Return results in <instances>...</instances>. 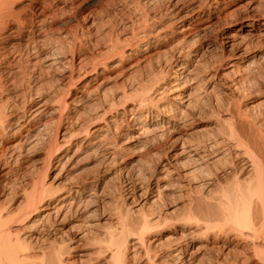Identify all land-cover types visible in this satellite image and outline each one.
<instances>
[{
  "label": "rangeland",
  "instance_id": "374dc122",
  "mask_svg": "<svg viewBox=\"0 0 264 264\" xmlns=\"http://www.w3.org/2000/svg\"><path fill=\"white\" fill-rule=\"evenodd\" d=\"M18 1L15 3L16 5H13L14 8L12 9H14L15 12H19L21 16L25 18L30 16L28 4L32 3V7L37 6L36 8L43 4V0H33L31 2L30 0ZM49 1H52V10L59 8L58 6L61 8L64 7L63 9L67 11L64 18L68 17L67 19H70L66 29L65 27L61 28L58 23L62 20L60 12H57V19L54 22H48V26L54 28V31L50 32L52 38H56L58 42H60V40L64 42V39L68 37L65 40L66 42H64L65 45H63L66 47H64L65 49L63 50L66 58H64L63 61L67 60V63L63 64L65 67L62 66V62H58L49 69H47L48 66L44 67V63V65L42 63H37L35 67L34 64L31 63L33 62L31 60H34L32 55H27L25 51L23 46L24 42L13 39V37L10 39L3 35L4 37L0 38V51H3L2 47L5 46L7 42H11L10 47L8 46L4 49L5 52L11 51V53L9 52L10 55L5 63H0V97L4 98V95L9 96L11 99H8L10 104H13L14 101L15 103L21 102L22 104L19 103L20 106H27V108L41 102V100H46V102L50 101L48 102L47 109H51L56 107L55 99L57 96L59 97V94H66L67 90L70 89L66 97L69 103H67L65 112L63 113L60 126L67 130L81 124L83 112L85 114L90 111V113H95L94 111H96L97 108V111H100L103 106L106 107V104L112 103L114 98L115 100L113 102H115L114 105L116 108L112 107L113 110H110L109 107H106L107 110L109 109L106 116L110 118L107 120L109 122L106 121L107 123H104V121L100 123L106 128V131L102 133L107 136L101 133V139L103 138V141L99 139L98 136L91 135L89 137L90 140L88 139L89 141H86L88 145L82 143L79 147H76V149L74 145H60V149L62 147L69 148H67L68 151L66 153L68 159L66 160V158H63L61 161L63 164L59 162L60 160L57 161L55 158L48 159L46 156L47 143L54 138L52 134H54L55 125L51 119H55L56 114L49 113L48 115L45 113L43 114L44 116L41 115L42 119H47L48 122H50L49 124L47 123L48 125H46L45 131L43 130L40 132V138L38 137L40 141L37 142V144L35 143V145H27L29 141L23 142L19 135L12 137V134L9 133L10 135L6 142L8 144L18 142V148L14 149L8 164L6 163L7 165H4L6 168L8 167L10 169V176L7 179L3 177L0 178V208L4 210L3 213L12 214L11 212L17 210L16 208L19 207L18 205L24 202V193L30 189L33 181H42L44 186L47 189L50 187L51 190L49 191H52L53 188H61L68 182H73L72 179L75 174H80L82 172V175H95L99 173V194L95 196L97 201H92L93 204L91 203L88 206L89 209L86 207V209L81 211L82 213H76L75 216L77 217L72 216L65 224L59 225L60 228L62 226L64 227L62 232L65 231L64 233H70H68L69 235L66 234L64 237L75 238L73 239L75 241L79 239L80 242L88 244H91L89 241L92 243L98 242L99 236L105 237L107 230H109L107 232H111L110 230L112 227H118L116 225V219L112 216V213L117 211H120L123 215L126 213L127 219L130 221H137L145 216L153 214V216L161 215L168 223L175 220L178 216H181L185 204L187 206L190 199L197 201L199 225L202 227V224H204L207 218L210 219L212 216L214 218V216H216L214 212H219L217 211L218 209H216V203H218L220 190L216 188V186H209L207 188L206 186H202V183L206 181L204 178L207 176H205L206 174L198 173V175H195L197 179H195L196 183L194 184L197 186L196 190L198 192L191 193L188 179L182 174L185 170L192 168L194 165L189 162V154L186 151L189 150V146L196 144V142H205L204 144H206L215 140H219V142L224 141L225 144L230 146V151L232 153L229 155L226 154L227 156H225L227 158L225 157V160H234L235 162L238 157L242 159L241 152H243V147L239 148L240 143L234 142L231 138L230 140L227 134L222 133V131H224L223 129H225L222 127V124L231 122L233 119H241L240 123L244 124L246 119H252V122H255L254 124L259 126L264 132V30H262V26H260V22L264 18H258L264 15V0H185L186 3L183 11L188 12L190 8H197V14H199L201 18L197 17L194 22V27L196 28L194 31L197 32L193 34L198 35L197 38L196 36H192V38L189 39L190 41L184 44L185 46L183 45L184 48L182 46L180 48L177 47L179 48L177 50L174 44L178 42V39L175 40L176 37L172 34L170 29L172 27L176 29V23H172V20L179 16V14L169 5L171 3L170 0L169 2L168 0H156L154 2L144 3L145 6L142 3L144 0H102L90 6L91 8H82L78 6L80 0ZM45 2H48V0ZM144 11L149 16L155 14L156 20H149V22L147 21L148 23L146 22V25L142 21V18L144 19V15H146ZM161 13H163L162 17L159 15ZM84 15L86 17H84ZM139 15L143 17L141 18ZM157 16H159V18ZM250 16L257 17L259 23L257 22L255 24V28L248 30L249 27L246 26L251 23V20L247 18ZM93 21L95 23L88 26L90 22ZM137 22L140 23V25L138 23L139 26ZM168 24L170 25L168 26ZM11 27L12 25H8L7 30ZM167 27H170V29ZM154 28H160V35L166 32L167 36L159 37L158 40H155V37L153 38V36L150 35V44L146 50H142V48L146 46V38L138 42L139 47L136 46L135 40L137 41V39L131 38V34L135 33V35L138 36L139 34L140 36L142 32H147L146 30H148V32L153 31L155 30ZM134 29H138V32ZM62 33L63 35H67L63 40L62 38H57L59 35H62ZM171 34L172 37L169 36ZM72 37H76L77 39L76 47L72 45ZM109 40L111 43L118 42V46L122 44L123 49H125L127 53L129 50L133 49L131 53L125 55L122 60L119 58V55H115L113 58L111 57V59L109 58L106 62L110 65H116L113 67L108 66L106 69L107 71L104 72L106 76L109 75V78L106 79L105 77V85L103 82L102 89L96 88L97 90L91 92L90 97L84 102H87V106L83 101L82 107L81 105L75 106L76 103L71 100L74 98L75 94L76 96L79 95L81 82L86 76L82 65L88 62L89 58L98 56L101 51L109 47L111 44ZM159 42L162 44L161 49L165 52L163 51L162 54L160 53V56L156 55L157 57L153 55L148 61L144 57V54H146L144 52L152 49L151 46ZM69 45L72 46L70 47ZM179 50L182 52L178 56ZM185 53H188V55H185ZM72 54L74 56V61H76L71 67L70 56ZM19 55H21V58ZM176 57L177 59H175ZM177 61L178 63L180 61L185 64L188 70L182 74L185 76L184 79L181 80H178L179 77L174 76L172 74L173 72H171L172 70H170V67L178 64ZM33 66L35 70H31V68L34 69ZM4 67L6 68L5 71ZM109 68L110 70H108ZM71 70V75L77 80L74 86L68 88L67 81ZM6 71H11V75L9 73L10 76H7L8 74L5 73ZM82 73L83 75H81ZM79 75L82 76V78L79 79ZM159 75L163 77L165 75V78ZM158 76L160 77V81L157 85L152 87V93L150 94L151 99L148 101V107L145 109H150L151 115L148 114L145 115L146 117L140 118L141 121H138V123L144 122L146 125L151 124L156 126V122H160V115L157 116V118L153 117L156 114L157 107H166L168 104L170 105V103L172 104V109H174V107L183 109L184 118L180 119V124L175 133L174 131L172 133H166L164 127L159 129V127L153 126L147 129L148 133H144L139 137L137 136V138V132L133 129L134 122L130 121L131 111L127 110L130 108L131 105L129 104L132 100L128 101L129 103L123 106L119 100L117 101L118 103L116 102L115 96H117L121 90H131L133 88L135 89L137 86L140 87L141 82L146 85L152 84L155 78H159ZM191 78L193 79L191 80ZM182 81H187L185 89L189 90L194 95H191V98L188 99L189 103L186 101L184 105L178 103L180 98L173 97L176 93L178 94L181 90H184H179L180 86L178 84L181 85ZM234 82L236 85H234ZM173 87L178 89L174 88L173 90ZM171 88L172 91L165 93L166 90H171ZM12 91L14 93L16 92V94L14 95ZM29 95H34L32 96L33 100H31L30 103L28 102L29 104L26 102L24 105L23 102H25V99ZM103 97L108 100H104ZM111 98H113V100ZM12 99L15 100L12 101ZM184 99H186V97H184ZM197 100L198 102H196ZM100 105L101 107H99ZM75 107L78 111L80 109L79 113L81 112V117H77L78 111L75 112ZM81 108H85V110L82 112L83 109ZM94 108L95 110H93ZM166 108H168V106ZM123 110H125V112ZM237 113L240 115L238 116ZM234 115H236L237 118H233L232 116ZM7 117L10 118L11 116L9 117L8 115ZM148 120L153 121L149 123L150 121ZM150 128L155 130L151 132ZM76 138L77 139L73 140V142H77L78 139H80V137ZM96 139L102 141L101 144L100 141H96ZM60 140L59 138V143ZM81 141L82 139L78 142L80 143ZM109 144L115 149L113 150L114 154H112L114 157H111V153L107 152L106 148L109 147ZM29 145L32 146L29 147ZM103 145L105 148H103ZM236 146H239V149ZM104 151H106V153ZM239 152L240 154H238ZM235 153L237 156H240L234 159L233 156H235ZM211 161L210 159L205 161V164H208L205 166L206 173H213L218 168L213 166ZM180 175H182V178L179 177ZM244 176L245 175H242L241 178ZM183 178H186L187 181ZM226 182L227 181H224L222 184L225 185ZM164 185L167 186V189H162ZM231 191V188L227 189V192ZM207 193H212L211 195L216 197V199L211 201L210 198L208 199ZM94 209H96L95 214L93 211ZM96 214L98 215L95 216ZM80 222H83L82 226ZM83 224H88V226H83ZM229 224L232 225L233 223L230 222ZM57 226L58 225H56V227ZM13 227L15 228V226ZM90 229H92V231H89ZM215 230L217 232L215 231V234L209 233L208 237L207 235L200 234L198 239V246L200 249L197 252L201 251L202 253H200L199 256L205 254V256H212V258L222 262L224 261L227 264H234V261H240L242 258L240 254L243 253V246L241 245L243 243L240 239V233L236 230H226V232L223 231L224 233L220 230L219 232L217 229ZM84 231L86 234L88 231V234L84 235ZM93 231L98 232L96 233L98 236H96ZM168 232V227H166V229L161 232V235L156 236L157 241H162L161 238ZM243 234H247V232ZM92 235H94L93 238L96 240L92 238L94 240L92 241L90 237ZM85 236H87V238L89 237L90 240ZM60 238L58 239L59 241ZM73 240L68 244H74L73 242L75 241ZM157 241L155 243H158ZM132 243L133 240L130 241V249L127 251L130 263L138 257L137 253L140 252V256L143 250L138 247H135V249L132 248ZM247 243L249 244V241ZM257 244L258 246L261 245L260 247L263 246V243ZM87 246L92 248L93 245ZM86 249L87 247L80 249V253L94 250L93 248L89 250ZM217 251H219V253ZM135 253L136 255L134 256ZM72 256V260H75L77 264H84V261H77V254ZM211 264L217 263L213 260ZM246 264H264V262L260 258L255 257Z\"/></svg>",
  "mask_w": 264,
  "mask_h": 264
},
{
  "label": "bare ground",
  "instance_id": "6f19581e",
  "mask_svg": "<svg viewBox=\"0 0 264 264\" xmlns=\"http://www.w3.org/2000/svg\"><path fill=\"white\" fill-rule=\"evenodd\" d=\"M17 1L18 0H0V38L1 37L3 38L4 37L3 35H5V37H8L10 39L13 37V39L23 41L24 42L23 46L25 48L27 55L28 54L32 55L34 59V60H31L33 62L31 61L30 62L33 63L35 67L37 63H42V64L44 63L45 64L44 67L48 66L47 69H49L51 66L52 67L53 65L55 66V64H57L58 62H62V66H64L63 64L67 63V60L63 61L65 58L64 56L65 52L63 50L66 48L63 45H65L64 42H66L65 40L68 37L67 35H63V33L62 35H59L57 37V38H62V40L67 37L66 39H64V42H62L60 39H59L60 42H58L56 38H52L50 35V32L54 31L53 30L54 28L52 26H48V22H51V23L54 22L57 19L56 18L57 12H60V16L62 20L60 21L58 20L59 21L58 23L61 28L65 27L66 29L70 21V19H67L68 17L64 18L67 11L63 9L64 7L61 8L60 6H58L59 8L52 10V5H51L52 1L50 2L48 0V2H45L46 0H43L42 1L43 4H41L38 8H36L37 6L32 7L31 5L32 3L28 4V8L30 10L29 11L30 16L28 18L27 17L25 18V17H22L19 12H15L14 9H12L14 8L13 5ZM31 1L33 0H30V2ZM99 1L101 2L102 0H80V3L78 4V6H81L82 8H87V7H90L92 5L99 3ZM154 1L156 0H144V2L142 3L144 4V3L154 2ZM170 1L171 3L169 5L179 14V16L175 17L172 20V23H176V29L173 27L171 29L170 27H167L171 30L172 34H174V36L176 37L175 40L178 39V42H177L178 44L177 43L174 44L176 46L174 47L177 50L181 46L183 47L184 44L188 43L190 41L189 39L192 38V36H196L197 38L198 35L193 34L194 32H197V31H194V29H196L194 27V22L197 19V17L201 18V16L197 14V10H196L197 8L196 9L190 8L188 12L187 11L184 12L183 9L185 8V3H186L185 0H170ZM144 13L146 14L145 11ZM162 14L163 13L159 15H161L162 17ZM154 15L149 16L148 14H146L144 15L145 16L144 19L142 18L143 16L142 17L140 15L139 16L142 18V21L147 25L149 20H154V19L156 20L155 18L156 16ZM84 17L86 16L84 15ZM157 17L159 18V16ZM258 18L263 19L264 15H261ZM247 19L251 20V23L247 24L248 26H246V27H249L248 30L255 28V24L259 21V19H257V17L255 16H250ZM139 22H137V25ZM94 23H95L94 21L90 22L88 26ZM260 23H261L260 26H262L261 29L264 30V19ZM8 25H12L10 29L8 28L9 30H7ZM169 25L170 24H168V26ZM159 30L160 28L155 29L153 31H149V32L148 30H146L147 32H144V33L142 32V35L140 36L139 34L137 36L135 35V33H132L131 38L137 39V41L135 40L136 46H138V42L141 39L146 38L145 40L146 46L142 48V50H146L150 44V39H149L150 35H152L153 38L155 37V40L156 39L158 40L159 37L167 36L166 32L163 35H160ZM242 31H243V28H242ZM172 34L169 36L172 37ZM71 41H72L73 47H76V44H77L76 37H72ZM68 42L71 43L70 41ZM113 43H111L110 46L108 44L109 47L105 48L104 51H101L102 53L99 51L100 56L99 55L94 56V57L92 56L91 58H89L88 62L86 63L84 62L85 64L82 65V67H84V74L86 76L84 80H82L81 82L79 95L76 96L75 94L74 98L71 100L74 103H76L75 106L81 105L82 107V101L84 103L86 99L90 97L91 92H94L93 90H97L96 88L102 89L103 87L102 83L104 82L105 77L106 79L109 78L108 77L109 75L106 76L105 75L106 73L104 72L107 71L106 69L108 66L113 67L116 65V64L115 65L108 64L106 61L109 58L111 59V57L113 58V56L119 55L120 56L119 58L122 60V58H124L125 55H129L131 53V50L133 49L132 48L127 53L125 49H123L122 44L121 46H118V42H116L117 44L116 43L113 44ZM10 45H11V42H7L6 45L2 47L3 51H0V63L1 62L5 63L6 60L8 59V56L10 55L11 51L5 52L4 49L7 48L8 46L10 47ZM151 47L152 49H149L146 52H144L146 53L144 54V57L148 61L149 59H151L150 57H152L153 55L160 56L162 52L164 51L161 49L162 47L161 42L157 44L155 43ZM178 52H179L178 54L179 56L182 51L179 50ZM188 53L187 54L185 53V55H188ZM22 54H23V51H22ZM20 56L21 55H19V57ZM175 59H177V57ZM75 61H74V56L72 54L70 56V64H71L70 66L71 67L73 64H75ZM77 62L79 63L78 60ZM170 68H171L170 70H172L171 72H173L172 74L176 77H179L178 80L184 79L185 75H182V74H184L185 71H188L186 69V65L181 63L180 61L178 64H175V66H172ZM5 70L6 68L4 67V71ZM31 70H35V68L34 69L31 68ZM108 70H110V68ZM10 72L11 71H6L5 73L8 74L7 76H10L11 75ZM71 74H72V70L69 72L70 76L67 81L68 88H70L71 86H74L75 81L77 80V79L75 80L73 75ZM81 75H83V73ZM80 78H82V76L79 75V79ZM163 78H165V75ZM192 79L193 78H191V80ZM159 81H160V77L155 78V81L154 82L152 81L153 82L152 84L146 85V84H142L143 82H141L140 87L137 86L135 89L133 88L131 90H125V89L121 90L117 94V96H115L116 102L119 100V102L122 103L123 106H125L126 103H129L128 101L132 100V102H130L129 104L131 106L127 110L131 111L130 121L134 122V126H133L134 128L133 127L132 128L135 129V131L137 132L136 137L142 136L144 133L145 134L148 133L147 129L149 127L154 126L151 124L146 125L144 124V122L138 123V121H141L140 118L144 117L145 115H148V114L151 115V110L150 109L148 110V108L147 110L145 109L146 107H148L147 106L148 101L151 99L150 94L152 93L151 92L152 87L154 85H157ZM186 82L182 81L181 85L178 84L180 86L179 90L180 89H184V90H181V92H179L178 94L176 93V95L173 96L175 98H180L178 103L179 104L182 103L183 105L186 101L188 102L189 101L188 99L191 98V95H193V93L185 89L186 87L185 84H187ZM104 85H105V82H104ZM234 85H236V83ZM174 88L176 87H173V90ZM69 90L70 89L67 90V93H69ZM169 91H172V88L171 90H166L165 93L166 92L169 93ZM67 93L59 94V97L58 96L57 98L55 97L56 103L55 102L53 103H55L56 107H53L51 109H47L48 102L50 101L46 102V100L45 101L41 100V102L27 108V106L26 107L23 105L20 106L19 103L21 102L15 103L14 101L15 99L14 100L12 99L14 103L10 104L8 100L10 99L9 96L4 95V98L0 97L1 98L0 100V178L3 177L4 179H7L10 176V172H11L10 169L8 167L6 168V166L4 165L6 163L8 164V161L10 160L14 149L18 148V145H17L18 142L12 143V144H8L6 142V140L8 139V136L10 135L9 133L12 134V137L19 135L21 137V140H23V142L29 141L27 145L28 144L35 145V143L37 144V142L40 141L39 140L40 138L39 135H41L40 132L43 130L45 131L46 125H48L50 122V121L48 122L47 119L41 118V115L45 113H47L48 115L49 113L56 114L55 119H51L54 122L55 128H54V134H52L54 135V138L53 139L51 138L52 140H50L47 143L46 156L48 157V159L55 158L57 161L60 160L59 161L60 163L63 160V158H66V160L68 159L67 158L68 155H66L68 151L67 150L68 147L67 148L62 147L60 149L59 147H61L60 145L62 144L63 145L66 144V146L74 145L76 149V147H79L82 143L85 144L86 141H89L90 140L89 137L91 135L98 136L99 139H101L102 134H104L102 132L106 131V128H104V125L102 126L100 123L104 121H105L104 123L109 122L107 120H109L110 117L108 118V116L106 115L109 109L113 110V108H116L114 105L115 102H113L115 98L114 100L113 98H111L113 100L112 103L110 102V104H106L107 105L106 107L107 108L109 107L108 110L106 107L103 106V108H101L100 111H97L98 109L97 108L96 111H94L95 113H90L91 112L90 111V112H86L87 114H85L83 112L85 108L84 109L81 108L83 109L82 110L83 117L81 118L82 119L81 124L76 125L70 128L69 130H67V129H63L60 127L63 113L65 112L67 103H69L66 99ZM15 94L16 92L14 93V95ZM32 96L34 95H29L25 99V102H23L24 105L26 102L30 103L31 100H33ZM184 97H186V99H184ZM105 99L108 100L107 98H104V100ZM196 102H198V100ZM86 103L84 104L86 105ZM167 106L168 108H166ZM167 106L166 107L158 106L156 110V114L153 117L157 118V116L160 115L159 117L160 122L158 123L156 122V126L159 127V129L160 128L162 129L164 127V130L166 131V133H172L173 131L175 133V131L177 132L176 129L180 124V119L184 118V114L182 112L183 109L177 108V107H174V109H172L171 103L170 105L168 104ZM99 107H101V105ZM93 110H95V108ZM76 111H78V109L76 110V107H75V112ZM79 111H78L77 117H81V114H80L81 112L79 113ZM123 111L125 112V110ZM8 115L9 117L10 116L11 117L8 118L7 117ZM239 115L240 114H238V116ZM232 117L234 118L236 117V115ZM7 119H10V120H7ZM148 121H150L149 123L152 122L151 120H148ZM240 122H241V119H233V121L231 122L223 123L222 127H224L225 129H223L224 131H222V133L227 134L229 139L230 138L233 139L234 142L236 141L237 143H240L239 144L240 147L239 146L238 147L239 148L243 147V152H241L242 159L241 157L240 158L238 157L240 155L237 156L236 154L237 152H236L235 156H233L234 159L238 157L235 162L234 160L226 161L225 160L227 158L226 154L228 155L232 154L230 151L231 148L230 146L225 144L224 141L219 142V140L218 141L215 140L213 142L210 141V143H206V144H204L205 142L203 143L201 141L200 142L202 144L199 142H196V144L189 146V150L186 151L189 154L188 156L189 162L193 163L194 165L192 166V168L185 170L184 173L182 174L184 177L188 179V183L190 185L189 190H191V193L198 192L196 190L197 186L194 185L196 183L195 179H197L195 175L196 174L198 175V173H203V174H206L205 176H207L206 178H204L206 181L202 183V186H206V188L209 186H216V188H219L220 190V196L218 198V203H216L217 208L215 207L216 209H218L217 211L219 212L215 211L214 213H216V216H214V218L212 216V218L210 217V219L207 218L205 222L203 221L204 224H202V227H200L201 225H199L200 223H199V218L197 214L198 213L197 212L198 211L197 201L189 198L190 199V202H188L189 205L187 204L186 206L185 204L184 211L181 214V216H178L175 220L170 221L168 223L166 222L165 219H163L161 215L153 216V214L150 216H145L137 221H130L127 219L126 213L125 215H123L120 213V211H117L115 213H112V216L114 219H116V225L118 227H114V228L112 227V229L110 230L111 232H107L109 231L107 230L105 237H100V236L98 237L99 239L98 242L92 243L89 241V243L91 244H88V243L80 242L79 239L75 241L73 240L75 238L64 237L69 232L68 233H64L65 231L62 232V229L64 227L62 226L60 228L59 225L65 224L69 220V218H71L72 216L77 217L75 216V214L78 212L80 213L81 211L86 209V207H88L92 203V201L95 202L96 200L95 196L99 194V173L95 175H89V174L82 175L81 174L82 172H81L80 174H75L74 178L72 179L73 182H70V183L68 182L66 185H63L61 188H56V189L53 188L52 191H49L51 190L50 187L47 189L44 186L42 181H33L30 189H28V191L26 192L24 191L25 192L24 202L18 205L19 207L16 208L17 209L16 211L11 212L12 214L10 213L4 214L3 213L4 210L0 208V264H77L75 260H72V257H73L72 255H75V254L78 255L77 261L79 262L84 261V264H211L213 260H215L217 264H227L224 261L222 262V261L212 258V256H205V254H201V256H199V254L202 252L201 251L197 252L200 249L198 246V239H199L200 234H204L205 236L207 235L208 237L209 233H214L216 231L215 229H217L218 232L220 230L222 233L226 232V230L228 231L236 230L238 231V233H240L239 234L241 237L240 239L242 243L244 244V245L241 244L243 246L244 254L241 253L240 254L242 255L241 260L234 261L233 262L234 264H237V263L246 264L252 258H255V257L260 258L264 262V248H263L264 246V132L262 131V129L259 128V126H256V124H254L255 122L254 123L252 122V119H246L244 124ZM153 130L151 129V132ZM76 137H80L78 141L81 139L82 141L80 143L78 141L77 142L74 141L75 142L74 143L73 140L77 139ZM59 138L61 139L60 143L58 142ZM99 139H96V141ZM104 139L107 140L106 138ZM102 141H100V144ZM30 146L32 145H29V147ZM108 146L109 147L106 148L107 152L111 153V157H114L112 156V154H114L113 150H115L113 149L114 147L112 148L111 144H109ZM103 148H105V146ZM104 152L106 153V151ZM238 154H240V152ZM111 157H110V160L112 159ZM208 159L212 160L211 162L213 163V166L218 167L213 173H206L205 166L208 164H205V161ZM61 164H63V162ZM242 175H245V176L241 178ZM181 176L182 175H180L179 177ZM224 181H227L225 185L222 184L224 183ZM162 187H163L162 189H167L166 185ZM230 188L232 189V191L227 192V189H230ZM207 194H208L207 195L208 199L210 198L211 201L213 199L214 200L216 199V197L211 195L212 193L211 194L207 193ZM87 209H89V207ZM93 211L95 214L96 209H94ZM97 215L98 214H96L95 216ZM230 222H232L233 224L232 225L229 224ZM82 223H81V226H82ZM56 225L58 226L56 227ZM13 226H15V228ZM83 226H88V224H83ZM166 227H168L169 234L167 233L164 237L161 238L162 241L160 240L158 242L156 236L161 235V232L164 229H166ZM89 231H92V229H90ZM93 232L94 234L98 233L96 231H93ZM244 232H247V234H243ZM87 234H88V231H87ZM87 234L85 233L84 235H87ZM82 235L81 237L83 238ZM93 236L94 235L90 236L91 239L93 238ZM96 236L98 235L96 234ZM85 237L87 238V236ZM59 238H60V241L58 240ZM87 239L90 240L89 237ZM93 239L92 241L96 240V239L94 240ZM72 240L75 241L73 242L74 244H68L70 243V241L72 242ZM131 240H133V243L131 244L132 248L135 249V247H138L140 249L142 248L143 250L140 256H139L140 252L137 253L138 259L136 258L134 259V261L130 263L128 260L127 251L130 249L129 243ZM156 241L158 243H155ZM248 241H249V244L247 243ZM257 243H263L262 244L263 246L260 247L261 245L258 246ZM87 245H91V246L93 245L94 247L92 246V248L94 250L84 251L83 253H80L81 252L80 249H83L84 247L85 248L87 247L86 250L92 249V248H89ZM217 252L219 253V251ZM220 252H223V251H220ZM135 255L136 253L134 254V256Z\"/></svg>",
  "mask_w": 264,
  "mask_h": 264
}]
</instances>
